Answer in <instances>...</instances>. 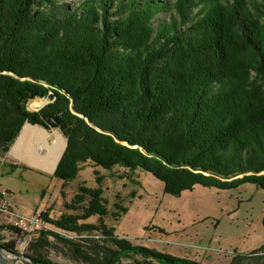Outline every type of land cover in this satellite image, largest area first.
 Here are the masks:
<instances>
[{"label":"trees","instance_id":"1","mask_svg":"<svg viewBox=\"0 0 264 264\" xmlns=\"http://www.w3.org/2000/svg\"><path fill=\"white\" fill-rule=\"evenodd\" d=\"M169 7L170 21L155 28ZM262 11L247 0H86L79 7L0 0V156L29 123L66 138L53 173L64 183L92 162L147 171L172 195L196 185L264 190ZM36 99L47 102L30 109ZM96 181L68 206L81 214L44 215L79 236L40 230L26 255L31 264H63L46 254L55 246L50 237L74 264H124L133 254L142 256L134 264H205L86 222L108 213L102 177ZM116 208L117 218L127 211ZM1 244L16 253L15 241ZM249 261L264 264V244L227 264Z\"/></svg>","mask_w":264,"mask_h":264},{"label":"rangeland","instance_id":"2","mask_svg":"<svg viewBox=\"0 0 264 264\" xmlns=\"http://www.w3.org/2000/svg\"><path fill=\"white\" fill-rule=\"evenodd\" d=\"M58 1L70 7H79L86 0ZM247 2L252 10L254 7L263 10L260 14L264 21L263 0ZM171 14L170 7L161 11L154 20V27L157 28L161 22L168 23ZM46 102L47 99L33 100L29 108L37 109ZM48 133V145L42 141L36 142L29 148L30 154L44 159L53 146L60 148L62 141L66 143L59 129L49 130ZM16 144L17 140L6 154L0 156V188L13 192V205L25 214L36 213L38 209L49 213L50 219H57L64 213L81 214V209H69L68 206L80 192L81 186L95 188L98 186L97 177H102L108 213L90 217L86 222L99 224L103 221L114 227L116 234L127 237L135 245L208 264H219L228 262L237 252L250 253L264 244V190L255 184L245 183L229 190L196 185L180 195H172L164 191L162 181L147 171H129L118 166L109 171L92 162L85 164L76 179L64 183L55 176L45 174L28 158L16 156ZM10 163L20 166L12 168ZM116 204L127 208L125 213L118 210V218L113 215L117 211ZM42 229L56 230L68 237L79 236L57 229L47 222ZM40 230L17 233L10 226L0 224V243H16V253L4 250L9 264H31L26 255L31 241L38 237ZM50 239L55 246L48 249V257L63 264H74L62 243L54 237ZM134 260H142V256L133 254L131 258L122 259L124 264H134Z\"/></svg>","mask_w":264,"mask_h":264},{"label":"crops","instance_id":"3","mask_svg":"<svg viewBox=\"0 0 264 264\" xmlns=\"http://www.w3.org/2000/svg\"><path fill=\"white\" fill-rule=\"evenodd\" d=\"M48 131L49 130L44 129L41 126L26 123L23 126V129L21 130L19 137L17 138L15 155L19 157L28 158L31 162L37 164V166L40 167L45 172V174L49 176H53L56 165L61 157L60 155L63 154V152L62 154H60V152L64 151L63 149H65L66 146L65 141L64 142L62 141V146L60 148L57 145H56L57 147L53 146L51 148L49 155L44 159L37 158L33 154L29 153V148L33 147L36 144V142L42 141L44 144L48 145L49 143ZM241 254L242 253L237 252L232 256L231 260L225 263L221 262L219 264L230 263L236 256H239ZM203 263L208 264V262H203Z\"/></svg>","mask_w":264,"mask_h":264},{"label":"built area","instance_id":"4","mask_svg":"<svg viewBox=\"0 0 264 264\" xmlns=\"http://www.w3.org/2000/svg\"><path fill=\"white\" fill-rule=\"evenodd\" d=\"M11 195L10 190L0 188V224L4 227H16L22 233H29L43 228L45 222H47L44 215L49 216V213L38 209L36 213L25 214L13 205Z\"/></svg>","mask_w":264,"mask_h":264},{"label":"water","instance_id":"5","mask_svg":"<svg viewBox=\"0 0 264 264\" xmlns=\"http://www.w3.org/2000/svg\"><path fill=\"white\" fill-rule=\"evenodd\" d=\"M0 264H9L7 257L5 256L4 249L0 243Z\"/></svg>","mask_w":264,"mask_h":264}]
</instances>
